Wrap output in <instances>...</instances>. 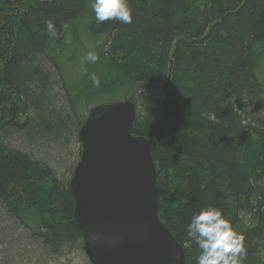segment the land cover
Returning a JSON list of instances; mask_svg holds the SVG:
<instances>
[{
  "label": "trees",
  "instance_id": "16d2710c",
  "mask_svg": "<svg viewBox=\"0 0 264 264\" xmlns=\"http://www.w3.org/2000/svg\"><path fill=\"white\" fill-rule=\"evenodd\" d=\"M128 3L131 24L97 23L90 0H0V264L83 247L69 180L34 152L71 155V174L88 111L114 97L151 143L159 220L186 264L200 250L185 225L208 206L244 236L240 264H264V0Z\"/></svg>",
  "mask_w": 264,
  "mask_h": 264
},
{
  "label": "water",
  "instance_id": "95a60500",
  "mask_svg": "<svg viewBox=\"0 0 264 264\" xmlns=\"http://www.w3.org/2000/svg\"><path fill=\"white\" fill-rule=\"evenodd\" d=\"M135 115L129 100L101 104L78 132L69 189L83 251L90 264H186L159 220L152 147L131 134Z\"/></svg>",
  "mask_w": 264,
  "mask_h": 264
},
{
  "label": "clouds",
  "instance_id": "9594fccd",
  "mask_svg": "<svg viewBox=\"0 0 264 264\" xmlns=\"http://www.w3.org/2000/svg\"><path fill=\"white\" fill-rule=\"evenodd\" d=\"M90 8L97 23H132V10L128 0H90ZM46 31L49 37L58 38L59 33L51 20L46 22ZM98 60L96 51L90 50L80 61L93 88L101 86L100 78L95 72L87 73L85 65L95 64ZM185 231L190 242L200 250L196 257L197 264H240L246 256L244 236L236 232L231 221L224 217L218 207L208 206L193 213L185 225Z\"/></svg>",
  "mask_w": 264,
  "mask_h": 264
},
{
  "label": "rangeland",
  "instance_id": "374dc122",
  "mask_svg": "<svg viewBox=\"0 0 264 264\" xmlns=\"http://www.w3.org/2000/svg\"><path fill=\"white\" fill-rule=\"evenodd\" d=\"M12 32V31H11ZM262 79L264 80V76L262 75ZM127 100V99H124ZM113 101H120L119 97H114V98H109L104 100L103 102L106 103H112ZM102 101H99L98 103H101ZM73 149V147H72ZM24 152V151H23ZM26 152V151H25ZM28 153V152H27ZM34 158L37 160H42L45 161L46 163H48V165L54 167V165L57 166V171L59 172V174H63L64 175V179H68L70 180L71 174H67V170H66V164L68 166L72 165V157L71 155H69V157L64 156L63 158H58L55 156V154H53L52 156L45 157L43 154V150L38 149L36 152H34ZM65 162V164H64ZM61 176V175H60ZM229 212L231 214H239V215H245L246 219L250 218V213L245 212L243 205H241L240 202H236L235 200H230V208H229ZM9 249V246H6L3 248V250ZM24 251L25 250V246H24ZM35 255V254H34ZM61 256L58 255H46L45 257H40L39 253H36V256L34 258H31L29 261L27 259L22 260L20 263L18 261H15V264H90L84 251H83V247H81L80 245L73 248L70 253L67 252H61L60 254ZM10 261L11 258L9 257Z\"/></svg>",
  "mask_w": 264,
  "mask_h": 264
}]
</instances>
